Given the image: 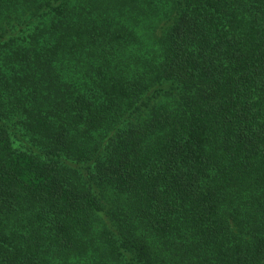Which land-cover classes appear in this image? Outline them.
Segmentation results:
<instances>
[{"label":"trees","instance_id":"16d2710c","mask_svg":"<svg viewBox=\"0 0 264 264\" xmlns=\"http://www.w3.org/2000/svg\"><path fill=\"white\" fill-rule=\"evenodd\" d=\"M0 264H264V0H0Z\"/></svg>","mask_w":264,"mask_h":264}]
</instances>
